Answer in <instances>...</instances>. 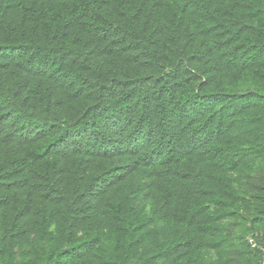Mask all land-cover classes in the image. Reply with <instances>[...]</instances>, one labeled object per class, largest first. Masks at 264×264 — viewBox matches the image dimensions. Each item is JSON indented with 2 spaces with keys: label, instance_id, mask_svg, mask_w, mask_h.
<instances>
[{
  "label": "trees",
  "instance_id": "trees-1",
  "mask_svg": "<svg viewBox=\"0 0 264 264\" xmlns=\"http://www.w3.org/2000/svg\"><path fill=\"white\" fill-rule=\"evenodd\" d=\"M0 264H264V0H0Z\"/></svg>",
  "mask_w": 264,
  "mask_h": 264
},
{
  "label": "built area",
  "instance_id": "built-area-1",
  "mask_svg": "<svg viewBox=\"0 0 264 264\" xmlns=\"http://www.w3.org/2000/svg\"><path fill=\"white\" fill-rule=\"evenodd\" d=\"M251 241L253 242V240L251 239Z\"/></svg>",
  "mask_w": 264,
  "mask_h": 264
}]
</instances>
